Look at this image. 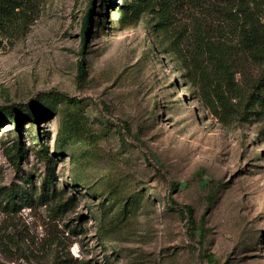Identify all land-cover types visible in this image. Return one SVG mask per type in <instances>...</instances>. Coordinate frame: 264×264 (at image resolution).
<instances>
[{
  "label": "rangeland",
  "instance_id": "rangeland-1",
  "mask_svg": "<svg viewBox=\"0 0 264 264\" xmlns=\"http://www.w3.org/2000/svg\"><path fill=\"white\" fill-rule=\"evenodd\" d=\"M16 1L0 13V264H264V103L243 114L259 65L212 0L168 32L131 0ZM199 23L231 31L234 82Z\"/></svg>",
  "mask_w": 264,
  "mask_h": 264
},
{
  "label": "trees",
  "instance_id": "trees-1",
  "mask_svg": "<svg viewBox=\"0 0 264 264\" xmlns=\"http://www.w3.org/2000/svg\"><path fill=\"white\" fill-rule=\"evenodd\" d=\"M113 4V0H107ZM136 10L148 12L150 15L157 19V26L159 29H164L168 32L170 24L174 23L179 12H182L187 6H198L199 0H131ZM14 2V3H13ZM16 0H0V13L9 10L10 7H15ZM226 3H220V0H212L210 2V8L213 13H220L223 20L230 24L232 34L238 39V43L241 44L242 49L251 56L255 63L259 65L256 75L249 83L248 89L245 91L243 97V114L246 117L247 113L256 103H264V0H225ZM201 5V4H200ZM229 7V8H228ZM93 11V4L89 3L87 12L84 16L83 28H82V42L86 43L87 30L89 24V17ZM196 25V23H195ZM195 28V26H194ZM231 31L223 30V27L217 25H204L200 23L195 28V40L199 41V44L205 43L209 48L213 50L217 45V50L220 55L223 71L229 80V84L234 82V74L240 70L234 71L231 59V50L227 42L228 34ZM216 44V45H215ZM180 50V42H177L175 47ZM83 60L80 63V72H84ZM234 88V87H233ZM237 96V94L235 95ZM81 99L72 98L70 100L71 105L80 103ZM224 102V101H223ZM224 104V103H223ZM23 109L19 108L18 112H22ZM17 124L20 121V115L17 117ZM124 124V131L120 134L125 136L126 131H130L128 123ZM40 151L45 152L44 144H40ZM23 154H18L14 162L17 166L20 164V160ZM171 188L178 187L177 182H171ZM169 200L171 196H168ZM185 211L189 215V221L195 223L192 215V208L189 205H184ZM204 257L209 264H218L215 261L213 255L206 253Z\"/></svg>",
  "mask_w": 264,
  "mask_h": 264
}]
</instances>
